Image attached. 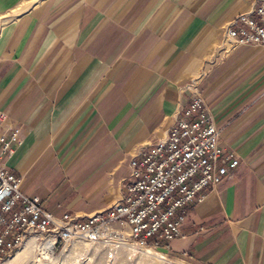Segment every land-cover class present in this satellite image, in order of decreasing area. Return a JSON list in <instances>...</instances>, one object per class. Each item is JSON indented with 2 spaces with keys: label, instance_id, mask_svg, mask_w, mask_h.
<instances>
[{
  "label": "crops",
  "instance_id": "1",
  "mask_svg": "<svg viewBox=\"0 0 264 264\" xmlns=\"http://www.w3.org/2000/svg\"><path fill=\"white\" fill-rule=\"evenodd\" d=\"M259 0H0L4 159L55 216L119 201L129 161L197 93L238 166L162 248L197 264H264V47L225 40Z\"/></svg>",
  "mask_w": 264,
  "mask_h": 264
},
{
  "label": "built area",
  "instance_id": "2",
  "mask_svg": "<svg viewBox=\"0 0 264 264\" xmlns=\"http://www.w3.org/2000/svg\"><path fill=\"white\" fill-rule=\"evenodd\" d=\"M225 38L231 46L264 47V0L238 14ZM6 118L0 111V264H8L28 240L52 254L78 241L99 244L108 259L121 249L135 254L162 248L182 234L189 209L238 166L196 93L166 137L130 159L119 201L85 218L69 212L55 216L38 196L22 192V179L5 166L20 143L17 127L5 125Z\"/></svg>",
  "mask_w": 264,
  "mask_h": 264
},
{
  "label": "rangeland",
  "instance_id": "3",
  "mask_svg": "<svg viewBox=\"0 0 264 264\" xmlns=\"http://www.w3.org/2000/svg\"><path fill=\"white\" fill-rule=\"evenodd\" d=\"M40 251L32 241H27L9 259L8 264H197L185 256H176L161 247L150 249L161 259L146 256L147 249L135 254L121 249L112 259H108L104 247L86 241L70 243L64 249L58 248L53 254L45 255Z\"/></svg>",
  "mask_w": 264,
  "mask_h": 264
},
{
  "label": "bare ground",
  "instance_id": "4",
  "mask_svg": "<svg viewBox=\"0 0 264 264\" xmlns=\"http://www.w3.org/2000/svg\"><path fill=\"white\" fill-rule=\"evenodd\" d=\"M28 241H31V240H28ZM27 242V241H26ZM25 242V243H26ZM33 242V241H32ZM34 244V243H33ZM42 251H40V253H42V254H45V255H47L48 254V250L47 249H41ZM148 251H146V253H145V255L146 256H148V257H156V258H158V259H161V258H159L158 256H157V254H155V253H153V252H151L150 251V249H147ZM47 251V252H46Z\"/></svg>",
  "mask_w": 264,
  "mask_h": 264
}]
</instances>
